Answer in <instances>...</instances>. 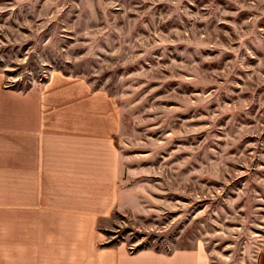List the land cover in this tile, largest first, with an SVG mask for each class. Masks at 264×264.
Masks as SVG:
<instances>
[{"label":"rangeland","instance_id":"1","mask_svg":"<svg viewBox=\"0 0 264 264\" xmlns=\"http://www.w3.org/2000/svg\"><path fill=\"white\" fill-rule=\"evenodd\" d=\"M0 69L20 90L59 70L114 98L108 242L264 264V0H0Z\"/></svg>","mask_w":264,"mask_h":264},{"label":"crops","instance_id":"2","mask_svg":"<svg viewBox=\"0 0 264 264\" xmlns=\"http://www.w3.org/2000/svg\"><path fill=\"white\" fill-rule=\"evenodd\" d=\"M114 98L53 70L20 90L0 69V264H210L204 245L132 251L101 222L121 207Z\"/></svg>","mask_w":264,"mask_h":264}]
</instances>
